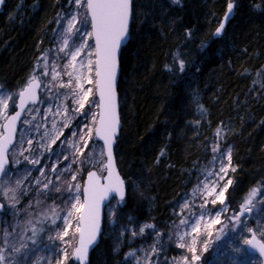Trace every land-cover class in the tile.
<instances>
[{
    "label": "trees",
    "instance_id": "1",
    "mask_svg": "<svg viewBox=\"0 0 264 264\" xmlns=\"http://www.w3.org/2000/svg\"><path fill=\"white\" fill-rule=\"evenodd\" d=\"M62 1L6 0L0 13L4 88L17 94L33 75ZM229 2H236L235 18L214 39ZM120 63L123 128L115 150L128 189L117 208L124 230L144 222L160 241L171 235L176 204L217 155L218 128L231 130L230 208L264 185V0H134L131 40ZM56 182L53 195L66 190L65 179ZM122 237L118 250L103 234L90 264H128L130 253L137 257L147 248L138 236Z\"/></svg>",
    "mask_w": 264,
    "mask_h": 264
},
{
    "label": "rangeland",
    "instance_id": "2",
    "mask_svg": "<svg viewBox=\"0 0 264 264\" xmlns=\"http://www.w3.org/2000/svg\"><path fill=\"white\" fill-rule=\"evenodd\" d=\"M71 14H78L81 23L76 26L80 29V32L73 33L69 36V34L64 32V29L67 27V20ZM88 31H91V27L86 20V13L83 9L78 8L73 3V0L62 1L61 14L52 22L48 34L45 36L44 54L37 61L39 62L37 63V67L35 68L34 66L33 74L37 75L43 83L41 100L37 105L29 106L25 112L20 124L17 140L10 151L11 163L7 169L8 177H2L0 179V183L14 190L16 197L15 200H12L0 195V200L5 205V211L0 213V248L9 247V251L4 253L7 257L5 264H57L62 250L66 247L63 241L56 238L57 233L63 230L64 224L62 219H56L55 223L52 222L53 217L50 209L54 207L59 217L63 218L66 211L70 208L73 195L76 194L68 191L69 185H80V195L81 200H83L82 191L87 171L91 168L101 169V164L96 157L102 144L97 140L93 139L89 141L88 148L83 150L82 156H74V149L71 147L73 143L78 142L79 135L82 133V126L90 123L91 112H97V108L92 107L90 109V106L86 105L85 112H89V116H72V108L74 105L71 98L65 95L70 93V89L59 87V83L66 82L68 77L62 75L58 80H52L53 73L62 72V66L69 59L65 56L64 52L59 51L63 39L69 38V45L71 46L73 42L79 43L81 40L86 39L83 34ZM88 43L91 45L93 41L89 40ZM42 71L48 72V75H42ZM5 93L10 94L12 100L16 103L18 94H15L8 87H3L0 94ZM94 99H96L95 96L90 97V100ZM58 105L67 106L69 116H72V119L69 127L63 129L64 135L56 144L51 145V150H49L46 146L42 147V145H47L49 139L48 137H43V133L51 129L53 120L57 122V129H60L65 119L63 116H54L48 112L49 107H52L53 112H55L56 106ZM29 109H31V114H29ZM13 110L14 105L10 101L9 114ZM33 116L35 119H32ZM25 120H29L31 123L26 124L24 123ZM2 123L3 120H0V124ZM36 125H40L38 130L35 127ZM72 132H76L77 136H71ZM230 134L231 130L224 129L216 138L215 146H219V152L215 156L217 159H214L212 165L202 174L197 185L181 197L176 204L173 211L174 222L171 235L165 237L163 241L158 240L156 230L152 227H147L148 224L144 222L136 227H131L129 230H124L117 221V208L119 203L117 200H113L109 204L106 209L104 234L110 237L116 249L119 250L121 248L123 243L122 235L125 232L142 238L144 242H148L147 248L140 250L137 257L131 255L126 257L128 264H144L145 255L149 254L152 248L158 250L157 255L152 256V264H177V262L182 261V257L191 255L185 248L177 246L179 243L178 232L182 227H185L180 226V220L183 218L180 213L185 202L190 207L184 210V216L188 217L190 221L204 212L213 215L218 211L220 212L221 222L215 224L210 229L211 236H208L207 232L203 231V226L201 233L197 236L198 254L201 255V260L197 264H262L260 258L248 253L246 249L247 245L243 241L244 239H249L251 236L248 228L254 229L257 236L264 240V237L260 236V232L264 231V185L258 187L261 189V192L253 201V211L241 217V222L239 223L230 218L239 213L241 205L251 191L249 193L247 192L237 210L230 208V203L226 196L227 192L225 193L226 199L223 205L219 203L212 205L209 203L206 209L200 207L203 200L199 194L198 186L202 188L203 184L208 180L216 179L215 175L208 176L207 174L218 171L219 153L230 150L232 157L233 147L229 144L227 145ZM28 139L33 141L31 145L32 151H24L23 155H21V151L29 147L26 143ZM65 156L68 158L64 159ZM25 157H28V159H25ZM31 160H38L39 163L32 164L30 162ZM73 160L76 162H73ZM53 168L56 169L55 172L52 171ZM68 168L71 171L66 170ZM232 168L235 169L233 160L231 159V168H229L225 181H220L221 185L227 179H232L234 172ZM86 169L88 170L85 171ZM74 175L76 177L75 180L72 179ZM60 178L65 179L66 190L57 195H53L51 193L52 186L54 187L57 184L56 180ZM17 180L21 181L19 187L16 184ZM37 180L41 183H36ZM49 180L51 183L45 189L43 185L48 183ZM217 191H219V188ZM0 192H2V189H0ZM12 195L13 193L10 192L9 196ZM224 208H227V211H222ZM33 215L36 218L34 221H31L30 218ZM229 221L231 223L228 226ZM34 222L36 225L32 224ZM72 223L75 226L76 221L73 220ZM33 228L36 230L35 234L32 231ZM141 228H144L143 233L140 232ZM73 232L74 228L69 230V236L65 237V241L70 240L71 245L74 247L77 236ZM5 237L9 242L8 245L3 243ZM187 239L186 237V241ZM205 241L208 244L207 252L202 251ZM12 248H19L20 251L13 252L11 251ZM237 248L242 250L239 254L235 251ZM68 251L71 254L72 247H68ZM70 261H72V258L67 261V264H70Z\"/></svg>",
    "mask_w": 264,
    "mask_h": 264
},
{
    "label": "snow or ice",
    "instance_id": "3",
    "mask_svg": "<svg viewBox=\"0 0 264 264\" xmlns=\"http://www.w3.org/2000/svg\"><path fill=\"white\" fill-rule=\"evenodd\" d=\"M132 2L133 0H73V3L86 13V20L90 24L91 31L83 34L86 39L81 40L79 43L73 42L71 46L69 45V38L63 39L59 51L64 52L69 59L62 66V72L53 73L52 80H58L62 75L68 77L66 82L59 83V87L70 89V93L65 95L71 98L74 105L72 116H89V112H85L86 105L90 106V109L92 107L99 109L98 112H91L90 123L82 126V133L79 135L78 142L73 143L71 147L74 149V156H82L83 150L88 148L89 141L95 139L102 142L96 157L101 164V169L98 170L101 174H98V171H90L88 173L87 184L82 191L83 200H81L80 185H69L68 191L76 194L73 195L70 208L66 211L63 218L59 217L54 207L50 209L53 217L52 222L55 223L56 219H62L64 224L63 230L57 233L56 238L63 241L66 247L62 250L57 264H67L70 258H74L84 264L87 260L89 248L96 242L99 233L102 203L110 195L113 198L118 197V202L123 201L125 197V182L115 169L113 156V144L119 130L115 83L119 69L120 48L129 36ZM2 3L3 0H0V4ZM233 7L232 3L228 4L229 13L232 12ZM227 19L228 16L225 17V21ZM80 23L81 20L78 18V14H71L67 20V27L64 32L69 34V36L73 33H79L80 29L76 26ZM224 27L225 24L221 23L216 29V35L222 34ZM89 40L93 41L91 45L88 43ZM179 68L183 71V61H180ZM41 74L48 75V72L42 71ZM40 87L41 81L39 77L33 74L18 93V107L20 110L15 111L11 115L9 114V102L12 101L15 106V101L12 100L10 94H0V120H3V123L0 124V177H8L5 165L8 163V149L15 142L17 122L20 120L26 106L37 102V90ZM93 96L96 99L90 100V97ZM48 112L54 116L65 117L60 129H57V122L53 120L51 129L43 133V137H48L49 139L47 145H42V147L46 146L51 150V145L56 144L64 135L63 129L69 127L72 116H69L68 107L63 105L56 106L55 112H53L52 107H49ZM29 114H31V109H29ZM32 119H35V117L33 116ZM24 123H31V121L25 120ZM35 127L38 130L40 125ZM220 131L218 128L217 135L220 134ZM71 136L75 137L77 133L72 132ZM26 143L29 147L24 148L20 153L21 155H23L24 151H32L31 145L33 141L28 139ZM212 151L214 153L219 152V146H214ZM67 158V156L64 157V159ZM25 159H28V157H25ZM214 159H217V157H214ZM218 159V171L207 174L208 176L215 175L216 179L208 180L203 184L202 188L198 186L199 194L203 200L200 205L201 208L206 209L209 203L212 205L217 203L223 205L226 199L225 193L233 183L230 178L222 185L220 183V181H225L229 168H231V151L220 152ZM30 162L32 164L39 163L38 160H31ZM73 162L76 161L73 160ZM66 170L71 171L70 168ZM52 171L55 172L56 169L53 168ZM232 171H235V169L232 168ZM75 178L74 175L72 179L75 180ZM20 183L21 181H16L17 187H19ZM36 183L39 184L41 182L37 180ZM50 183L51 181L49 180L43 187L47 189ZM218 188L219 191H217ZM0 189H2L0 195L12 200L16 199L12 188L0 183ZM55 191H60V189L57 187ZM10 192L13 193L12 196H9ZM260 192L261 189L253 188L241 205L239 213L230 219L238 223L241 222V217L253 211V201ZM3 207L4 205L0 204V209ZM189 207V204L185 202L180 213L183 217L180 220V226L185 227H182L178 232L179 243L177 246L185 248L191 255L182 257V261L177 262V264H197L201 260V255L198 254L197 236L201 233L202 226L203 231L207 232L208 236H211L210 229L221 222L219 211L214 215L204 212L190 221L188 217L184 216V210ZM222 211H227V208ZM73 220L76 221L75 226H73ZM147 227L152 226L148 225ZM73 228V234L78 237L77 244L74 247L71 245L70 240L65 241V237L69 236V230ZM32 231L35 234V228ZM248 231L251 233V238L244 239L243 243L252 250L257 251L261 257H264V240L257 238L254 229L248 228ZM140 232L143 233L144 228H141ZM260 236L264 237V231L260 232ZM186 237L188 238L187 241ZM3 243L5 245L9 244L6 237ZM68 247H72L71 254L68 251ZM8 251L9 247L0 248V264H5L7 257L4 253ZM11 251L19 252L20 249L12 248ZM202 251H208L207 241L204 242ZM235 251L239 254L242 250L237 248ZM157 252L156 248H152L150 253L145 255L144 264H152V256L157 255ZM129 255H133V253Z\"/></svg>",
    "mask_w": 264,
    "mask_h": 264
},
{
    "label": "water",
    "instance_id": "4",
    "mask_svg": "<svg viewBox=\"0 0 264 264\" xmlns=\"http://www.w3.org/2000/svg\"><path fill=\"white\" fill-rule=\"evenodd\" d=\"M5 2L6 0H3V3L0 4V12L2 11V8L3 6L5 5ZM133 3H134V0L132 2V17H131V20H130V23H129V36H128V39L126 42H124L122 45H121V48H120V52H119V69H118V73H117V77H116V83H115V91H116V95H117V111H118V116H119V130H118V133L116 135V138H115V143L113 144V156H114V161H115V169L116 171L119 173L120 177L124 180L125 182V197L124 199L126 198L127 196V192H128V189H127V183L125 181V179L123 178L122 174H121V171L119 169V166H118V161H117V156H116V152H115V148H116V144H117V140L118 138L120 137V134H121V130L123 128V124H122V120H121V109H120V93H119V82H120V75H121V63H120V58H121V53H122V50L129 44L130 40H131V25H132V20H133ZM229 3H232L234 5L233 9H232V12L229 13L228 12V5H227V9L225 11V13L223 14L220 22L218 23L216 29L219 27V25L221 23H224L225 24V27H224V30L222 32V34L220 35H216V29L214 30L213 32V38L214 39H221L224 37L225 33H226V30L228 28V26L230 25V23L234 20L235 18V15H236V2H229ZM228 3V4H229ZM228 16V19L225 21V17ZM41 87H42V83H41ZM41 87L37 90V95H38V100L35 104H28L25 108V111L21 114V117H20V120L17 122V126H16V133H15V142H16V139H17V135H18V131H19V127H20V123L24 117V114L27 110V108L30 106V105H37L39 102H40V99H41V95H40V92H41ZM2 90V85L0 84V91ZM19 100L17 98V101H16V104H15V109L14 111L11 113V114H14L15 111H19ZM99 111V109H98ZM10 114V115H11ZM98 141V140H97ZM15 142L9 147L8 149V163L5 165V168L7 170V168L10 166V163H11V160H10V151L13 147V145L15 144ZM100 142V141H98ZM102 144V142H100ZM90 171H97L95 169H91L89 170L87 173H86V176H85V180H84V186L87 184V179H88V173ZM99 174V173H98ZM2 177H0L1 179ZM83 186V188H84ZM117 200L118 201V197H115L113 198L112 195L109 196V198L107 200H105L102 205H101V219H100V229H99V233H98V236H97V239H96V242L89 248V251H88V256H87V260L86 262H84V264H90V260H91V255L93 253V251L98 247L99 243H100V240H101V236L103 235V232H104V224H105V212H106V208L107 206L111 203L112 200ZM123 199V200H124ZM0 204H3V202L0 200ZM4 205V204H3ZM5 211V205L2 209H0V213L4 212ZM251 238V237H250ZM257 238H259L257 236ZM78 239V237H77ZM260 239V238H259ZM76 244H77V241H76ZM246 249L247 251L252 254V255H257L261 261H262V264H264V257H261L259 255V253L255 250H252L249 246H246ZM72 261L75 262L76 264H81L80 261L72 258Z\"/></svg>",
    "mask_w": 264,
    "mask_h": 264
}]
</instances>
